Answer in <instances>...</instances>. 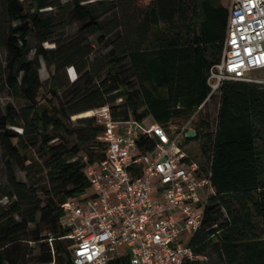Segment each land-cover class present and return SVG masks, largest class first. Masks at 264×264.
Wrapping results in <instances>:
<instances>
[{
    "label": "trees",
    "instance_id": "1",
    "mask_svg": "<svg viewBox=\"0 0 264 264\" xmlns=\"http://www.w3.org/2000/svg\"><path fill=\"white\" fill-rule=\"evenodd\" d=\"M227 20L220 0H0V264L51 261L48 233L70 264L62 204L88 193L85 168L106 150L96 116L72 117L104 106L196 131L183 143L214 193L183 264H264V84L207 82Z\"/></svg>",
    "mask_w": 264,
    "mask_h": 264
},
{
    "label": "built area",
    "instance_id": "2",
    "mask_svg": "<svg viewBox=\"0 0 264 264\" xmlns=\"http://www.w3.org/2000/svg\"><path fill=\"white\" fill-rule=\"evenodd\" d=\"M263 68L264 0H229L222 56L207 79L210 94L225 80L257 82L250 74ZM96 111L105 126V156L85 168L88 193L62 204L70 264H183L196 258L189 241L214 188L211 173L185 149L189 123L115 121L109 106ZM48 236L52 260L41 264H57Z\"/></svg>",
    "mask_w": 264,
    "mask_h": 264
},
{
    "label": "rangeland",
    "instance_id": "3",
    "mask_svg": "<svg viewBox=\"0 0 264 264\" xmlns=\"http://www.w3.org/2000/svg\"><path fill=\"white\" fill-rule=\"evenodd\" d=\"M65 1V0H64ZM220 2L229 8V0H220ZM79 28V24H72L67 30H66V36H71L72 34H74L77 29ZM44 46L45 47H52L53 44L52 43H44ZM67 72V75L69 77V79L71 80V78H74V72L72 69L69 70V73H68V70L66 71ZM40 74H41V77L42 79H47L48 76L51 74V68L46 64V63H42V67H41V70H40ZM250 77L254 80H256L257 82L259 83H262L264 84V68L263 69H259V70H254L253 72H251L250 74ZM3 100L5 98L1 97ZM99 109V108H98ZM98 109H93V110H90V111H87L88 112V115H94L98 118V113L96 110ZM86 112H83L77 116H73L72 119H76L78 117H81V116H84ZM17 174H18V177L21 178V179H24L25 178V173L23 171H20L18 170L17 171ZM5 180H6V175H5V170H4V166L2 165V162L0 161V184H4L5 183ZM3 201H5V199L3 198Z\"/></svg>",
    "mask_w": 264,
    "mask_h": 264
},
{
    "label": "water",
    "instance_id": "4",
    "mask_svg": "<svg viewBox=\"0 0 264 264\" xmlns=\"http://www.w3.org/2000/svg\"><path fill=\"white\" fill-rule=\"evenodd\" d=\"M185 135L188 138H193L196 135V131L193 128H190L185 132Z\"/></svg>",
    "mask_w": 264,
    "mask_h": 264
},
{
    "label": "bare ground",
    "instance_id": "5",
    "mask_svg": "<svg viewBox=\"0 0 264 264\" xmlns=\"http://www.w3.org/2000/svg\"><path fill=\"white\" fill-rule=\"evenodd\" d=\"M84 116H88V112H86Z\"/></svg>",
    "mask_w": 264,
    "mask_h": 264
}]
</instances>
